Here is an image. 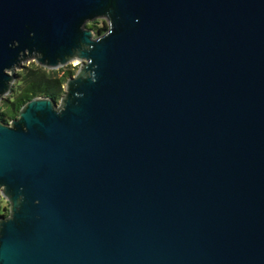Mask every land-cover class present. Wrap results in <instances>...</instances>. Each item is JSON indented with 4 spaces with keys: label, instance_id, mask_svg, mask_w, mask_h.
Listing matches in <instances>:
<instances>
[{
    "label": "water",
    "instance_id": "water-1",
    "mask_svg": "<svg viewBox=\"0 0 264 264\" xmlns=\"http://www.w3.org/2000/svg\"><path fill=\"white\" fill-rule=\"evenodd\" d=\"M72 60L0 121V264H264V0H0V100Z\"/></svg>",
    "mask_w": 264,
    "mask_h": 264
},
{
    "label": "trees",
    "instance_id": "trees-1",
    "mask_svg": "<svg viewBox=\"0 0 264 264\" xmlns=\"http://www.w3.org/2000/svg\"><path fill=\"white\" fill-rule=\"evenodd\" d=\"M98 21H91L87 27L93 30L95 36L101 35L107 28L106 22L102 21V26H98ZM62 71V74H60ZM47 70L31 62L28 66L23 65L16 72L15 81L8 97L3 99L0 108V121L9 123L16 118L19 109L32 98L47 97L58 102L65 93L64 84L68 77L75 72L67 69ZM8 207L0 206V217L7 216Z\"/></svg>",
    "mask_w": 264,
    "mask_h": 264
},
{
    "label": "rangeland",
    "instance_id": "rangeland-1",
    "mask_svg": "<svg viewBox=\"0 0 264 264\" xmlns=\"http://www.w3.org/2000/svg\"><path fill=\"white\" fill-rule=\"evenodd\" d=\"M98 21V26H102V21H104L105 22V20H103V19H98L97 20ZM90 22H88L87 24H89ZM87 24H86V26H87ZM31 63V61L30 62H28V63H25V66H28L29 64ZM79 62L78 61H75V60H72V61H70V62H68L65 66H63L62 68H57V69H55V70H59L60 71V69H67L68 67H70L71 69H73V71L76 73V71H77V69H78V66H79ZM60 74H62V71H60ZM8 97V93L6 94V95H4V97L3 98H1V100H0V108H2V103H3V99H5V98H7ZM1 206L3 207V206H5V207H8V204L5 202V200H3L2 202H1Z\"/></svg>",
    "mask_w": 264,
    "mask_h": 264
},
{
    "label": "clouds",
    "instance_id": "clouds-1",
    "mask_svg": "<svg viewBox=\"0 0 264 264\" xmlns=\"http://www.w3.org/2000/svg\"><path fill=\"white\" fill-rule=\"evenodd\" d=\"M110 12H111V10H109V12H107L106 14H107L108 16H110Z\"/></svg>",
    "mask_w": 264,
    "mask_h": 264
},
{
    "label": "built area",
    "instance_id": "built-area-1",
    "mask_svg": "<svg viewBox=\"0 0 264 264\" xmlns=\"http://www.w3.org/2000/svg\"><path fill=\"white\" fill-rule=\"evenodd\" d=\"M3 201V199L0 200V206H1V202ZM2 207V206H1ZM4 207V206H3Z\"/></svg>",
    "mask_w": 264,
    "mask_h": 264
}]
</instances>
